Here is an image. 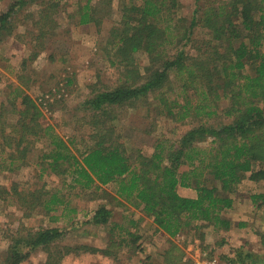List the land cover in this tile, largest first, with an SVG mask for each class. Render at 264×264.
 <instances>
[{"label":"trees","instance_id":"trees-1","mask_svg":"<svg viewBox=\"0 0 264 264\" xmlns=\"http://www.w3.org/2000/svg\"><path fill=\"white\" fill-rule=\"evenodd\" d=\"M61 1L43 0L36 22L53 27L54 12ZM107 1H99L100 7L93 0L83 3L80 23L99 22L96 13L112 8V0ZM25 3L15 0L0 13V36L2 30L12 32L13 19ZM121 4V24L112 28L108 41L114 49L110 60L120 69L119 83L97 90L83 102L84 110L92 112L89 136L66 139L54 125H44L40 105L20 91L21 106L16 97L12 99L11 111L19 117L9 133L4 126L8 109L0 112L2 143L12 149L6 157L0 153V160H10L12 166L5 169L13 170L16 159L23 161L33 153L37 141L46 139L44 171L69 177V185L83 191L95 192L116 184L119 197L136 202L153 217L159 230L172 237L209 224L229 229L232 221L223 211L233 207L239 185L246 178L264 180V0H195L191 20L182 26L180 22L188 21L187 17L177 20L174 15L179 11V0H121ZM197 28L206 29L207 36L196 38ZM49 30L42 28L39 37ZM190 42L195 51L187 49ZM141 52L149 59L146 65H141ZM152 94L160 117L190 122V126L177 140L161 137L149 155L129 148L123 134L116 131L112 111L136 106L141 100L147 104ZM180 187L194 188L196 196L181 194ZM11 189L27 210L42 205L47 212L60 207L63 215L67 209L77 212L60 190L45 198L49 191L44 189H20L16 183ZM251 196L255 203L264 194ZM111 216L112 210L101 205L92 221L105 224ZM66 231L47 227L14 238L5 264H21L29 256L22 243L31 249H44L48 254L44 264H62L67 255L84 252L81 248L98 251L88 245L61 244ZM127 232L135 242L133 249L140 248L137 242L141 235ZM177 246L172 244L162 263L149 256L143 264H170ZM183 255L177 257L178 264ZM192 261L190 258L186 263ZM228 263L264 264V253L240 246Z\"/></svg>","mask_w":264,"mask_h":264},{"label":"rangeland","instance_id":"rangeland-1","mask_svg":"<svg viewBox=\"0 0 264 264\" xmlns=\"http://www.w3.org/2000/svg\"><path fill=\"white\" fill-rule=\"evenodd\" d=\"M13 1L15 0H0V13ZM26 1L13 19L12 32L2 30L0 36V112L4 108L8 109V121L4 125L6 131L9 133L12 130L19 117L17 112L11 111L12 99L16 97L17 104L21 106L22 96L19 92L23 91L30 94L40 105L43 111L41 122L44 125H54L57 132L66 139L75 135L88 137L93 129L89 123L92 120V112L84 110L83 102L97 90L112 88L119 83L120 69L110 60V51L114 49L112 50L108 41L112 37V28L121 24V0H112V8L108 6L97 12L99 22L86 24L80 23L79 17L80 7L87 0H62L58 10L54 12L55 27L41 26L36 22L40 19L39 10L43 6V0ZM99 1L101 0H93V3L97 4ZM179 1V11L174 15L176 19L186 16L188 20L181 21L182 26V23L191 20L196 5L195 0ZM107 2L106 0V4ZM98 6H102L101 2ZM42 28L50 30L45 36L39 37ZM206 34V29L197 28L194 36L201 40ZM191 46L190 42L187 49L195 51ZM139 57L143 60L141 65L149 62L146 53H139ZM70 78L72 83H69ZM227 102L225 100L223 104ZM112 113L116 115V131L123 134L129 148L149 155L153 153L156 142L161 137L171 141L177 140L190 126V122L183 123L169 117H160L157 114L154 94L150 96L147 104L141 100L136 106L116 107ZM2 142L0 126V153L6 157L12 149ZM45 143L46 139L37 141L29 157L23 161L15 160L13 170L5 169L6 166H12L8 162L10 160H0L1 165L3 163L0 167V264H5L9 245L14 238L27 236L41 228L57 226L67 229L61 244L88 245L94 248L92 243L96 241L95 238L102 242L108 234L112 235L109 228L111 224L96 226L92 221L94 211L101 205L117 212L115 215L112 212L113 221H116V217L122 219V215H127L124 220L127 224L129 219H137L141 213H145L136 202L119 197L116 184L104 185L95 192L83 191L80 187L70 186L69 177L58 172L44 171L42 167L46 163L42 155L43 150H46ZM84 143L81 145L84 146ZM15 183L19 184L20 189L39 188L49 191L45 198L60 190L77 212L67 209L63 215V207L47 212L42 205H37L34 210H27L20 205L18 196L11 189ZM180 193L191 195L196 194V190L182 187ZM255 193L264 194V180H243L238 191L234 193L233 207L223 211V215L231 219V227L215 228L209 224L198 230L187 231L182 237L176 236L174 243L179 248L173 250L170 264H178L177 257L183 254L181 264H193L195 258L205 254L218 256L221 264H233L228 263L229 257H232L240 246L264 253V202L260 206L257 204H260L264 197L254 203L251 195ZM150 223L151 220L146 219L141 226L143 234L137 232L141 235L137 243L143 240L145 247H138L141 253L134 257L137 248L133 249L135 242L132 235L124 232L123 236L118 234V230L114 231V234L119 236L115 237L116 243L122 244L119 248L118 244H111L107 248L117 257L112 264H138L140 255L145 258L150 256L155 263H162L166 255L163 251H166L168 246L172 247V243L167 241L166 235L152 232L153 228L146 233L144 227L150 226ZM98 227L100 231L96 230ZM127 243L131 244L132 248H129ZM21 248L30 252L21 264L45 263L48 254L44 249H31L25 243L21 244ZM81 250L84 252L67 255L62 264H75L72 261L74 257L94 252L82 248ZM224 255L228 258L223 259ZM190 258L192 263H186Z\"/></svg>","mask_w":264,"mask_h":264},{"label":"crops","instance_id":"crops-1","mask_svg":"<svg viewBox=\"0 0 264 264\" xmlns=\"http://www.w3.org/2000/svg\"><path fill=\"white\" fill-rule=\"evenodd\" d=\"M182 190V187L179 188V191L181 192ZM186 196H196V194H191V195H186ZM95 212L93 213V216L95 215ZM113 214L117 213L116 211H112ZM114 214V215H115ZM127 217V215H122V219H119L118 217L115 218L116 221H113V215L111 216L110 220L105 223V224H98L96 223L95 225H107V224H111L110 225V229H111V236L110 234H108L104 240L102 242L99 241V238H95L96 241H94L92 244H94V246L96 248H98V251H94V252H88V253H84V254H81V255H78L76 257H74L72 259L73 263L75 264H112L114 262V260L117 259L115 253H112V251H110L109 249V246H111V244L114 246V244H118L116 243L117 242V239L114 238V237H119L118 235L114 234V231L115 230H118V234L119 235H123L124 236V232H127V231H133V232H139L140 234H143V232L141 231L142 229V223L146 220V219H150L151 220V225L150 226H145L144 227V231L147 233L148 230L151 231V229L153 228L154 231L152 232H156V234H160L162 236H167V241L171 242L172 244L175 242V237H172L171 235H169L168 233H166L165 231L163 230H159L157 228V225L156 223L154 222V219L153 217L147 215L146 213H141V215H139V217L137 219L135 218H131L129 219V223H125V218ZM93 218V217H92ZM128 221V220H127ZM126 221V222H127ZM97 231H100L99 227L96 228ZM149 231V232H150ZM137 233V234H139ZM153 233V234H154ZM139 234V235H140ZM185 233L183 234H179L177 236H180L182 237ZM138 244H140V247L144 248L145 247V242H139ZM127 246L129 248H132V245L127 243ZM134 247H136V245H134ZM169 247V246H168ZM168 247H166V251L168 250ZM171 248V247H169ZM104 249H107V251L105 252ZM166 251H163L164 253H166ZM141 253V250H139V248L136 250V252L134 253L133 257L138 255V254ZM147 258V257H146ZM145 257H139V259L137 260L138 261V264H143V260L146 259ZM70 261V260H69ZM67 262V261H66ZM66 264V263H64Z\"/></svg>","mask_w":264,"mask_h":264},{"label":"built area","instance_id":"built-area-1","mask_svg":"<svg viewBox=\"0 0 264 264\" xmlns=\"http://www.w3.org/2000/svg\"><path fill=\"white\" fill-rule=\"evenodd\" d=\"M218 256H200V258H195L193 264H221Z\"/></svg>","mask_w":264,"mask_h":264}]
</instances>
